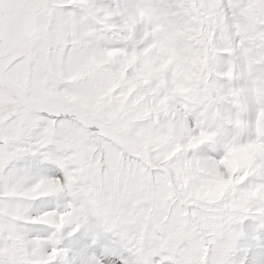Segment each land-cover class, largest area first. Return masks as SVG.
<instances>
[{
    "label": "snow or ice",
    "instance_id": "obj_1",
    "mask_svg": "<svg viewBox=\"0 0 264 264\" xmlns=\"http://www.w3.org/2000/svg\"><path fill=\"white\" fill-rule=\"evenodd\" d=\"M0 264H264V0H0Z\"/></svg>",
    "mask_w": 264,
    "mask_h": 264
}]
</instances>
